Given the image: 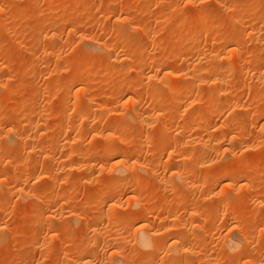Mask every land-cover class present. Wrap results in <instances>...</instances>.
<instances>
[{
  "label": "rangeland",
  "instance_id": "rangeland-1",
  "mask_svg": "<svg viewBox=\"0 0 264 264\" xmlns=\"http://www.w3.org/2000/svg\"><path fill=\"white\" fill-rule=\"evenodd\" d=\"M164 1L129 0L120 8L118 0H8L7 13L0 19V26L9 23L17 36L14 43L9 44L5 30H0L3 32L0 35V84L5 87L0 86V227H6L5 248H0V264H73L74 261L77 264L76 260L83 252L92 255L94 251L96 264H105L108 256L116 258V261L113 259L114 264H122L130 256L135 260L133 264H264V62H259L264 54V31L259 29L264 20V0H230L225 9L217 0H193V8H188V0ZM169 5L178 8L171 7L170 11ZM185 6L194 12L192 25L195 27L171 32L174 25L185 19ZM161 13L163 24L157 25L153 18ZM213 18L216 21L210 23L209 37L194 33L197 25L209 23ZM43 19L48 21L50 29L38 31ZM149 28L150 34L145 37L144 33ZM92 30H95L94 34ZM166 40L168 42L163 45ZM180 40H185L190 47L180 49ZM96 41L102 46L97 48L94 45ZM198 47L202 51L195 53ZM115 49L121 53L118 54L120 57L115 56L116 52L109 57L111 50ZM230 49L239 55L249 54L250 61L226 70V65L233 61L232 58L229 61L230 54H226ZM154 53L158 57L153 64H161L163 68L154 75H147V57L154 56ZM112 58L113 63L122 61L120 64L126 65L125 68L129 69L126 75L117 77L122 69L117 63L112 64L118 67L111 65ZM184 58L188 59L185 64L181 63ZM216 58L224 60L225 66H215L213 60ZM85 63L92 68L84 80L86 84L67 83L65 78L73 72L77 74ZM192 71L197 74H194V79ZM204 71H212L217 78L225 79L223 86L217 89L212 81L210 84L203 79L201 81ZM189 72L191 77L186 78ZM112 74L117 78L106 83ZM164 74H169L167 80ZM188 77L190 80H186ZM188 82L190 89L185 90ZM93 85H97V90L106 88L119 92V96H98L95 90L91 93L94 105L89 109L85 107L88 105L85 99H81L80 104L74 102V96L82 90L81 87L88 89ZM171 85H176L175 89ZM83 92L81 94L85 95ZM88 97L91 95L85 97L89 101ZM134 100L141 102L138 108L133 107ZM17 102L19 104H15ZM191 102L197 103V109ZM198 103H202L199 110ZM191 106L195 107V113ZM37 112L41 115L40 132L46 137L34 139V144L31 138L36 129L32 121L34 119V123L40 124L35 116ZM137 112H142L146 119L140 125L135 119ZM185 115L192 117L191 122L185 120ZM14 118L25 122L12 127ZM101 118L113 127L111 134L114 135L110 137L113 148L121 145L126 149L119 158L124 163L127 161L124 166H127L128 158H137L133 159L137 162L131 165L135 166L131 168L133 171L130 170L132 176L129 171L122 175L126 180L130 177L127 181L131 184L123 187L117 199L105 196L107 190L117 186L106 184L107 167L101 162L106 154L111 156L115 150L105 144L107 133L100 139L88 136L83 146L79 143V137L84 138L92 125L102 130L99 125ZM232 120L239 122L240 128L242 126L241 129L246 130V133L241 130L240 134L242 137L248 135V138L245 140L243 137V141L239 139L238 144H234L236 148L231 150L230 160L228 157L220 161L224 148L219 147L229 143L228 127L230 123L233 125ZM192 124L196 127L217 124L219 127L216 126L215 133L212 130L198 133ZM9 130L13 133L8 134ZM192 133L196 134L190 140ZM13 135H17L19 140ZM7 138L11 140L7 141ZM188 138L192 144L184 145ZM211 139L214 140L211 142ZM216 139L220 141L218 144ZM203 140L209 142L210 152H215L209 155L207 150L209 157H205L207 151L205 155L197 151ZM170 155L173 156L171 159ZM187 156L191 159L188 157L187 160ZM210 156L211 160L215 157V163ZM240 158H246L244 161L250 163L246 167L237 165L242 161ZM15 162L17 168L12 167ZM92 163L95 164L94 169L89 168ZM200 163H204L206 169ZM102 165L106 168L103 169ZM211 165L214 169H210ZM225 167L233 171L229 181L234 179L237 188H224L228 179L220 181L218 178ZM189 168L195 170L194 175L186 173L185 179L172 176ZM250 170L254 172L247 175ZM8 173H12L13 179L4 182V175ZM239 173L243 176L238 185L236 178L240 177ZM186 180L195 184L188 185L191 188L186 187ZM196 184L201 185L197 190ZM180 188L181 193L177 195L175 191ZM194 191L195 200L192 199ZM144 199L147 200L145 210L151 213L134 223L130 217L140 209L137 200ZM95 214H101L102 218L93 220L91 217ZM83 215L90 217L85 220ZM192 215H195L193 222L190 221L182 230L188 239L184 238L178 244L185 250L170 251L173 242H177L174 231L183 219ZM168 216H174L176 220L169 222ZM47 221L51 225H46ZM93 224L99 231L92 236L88 227ZM141 230L154 235L152 240L155 243L150 248L140 245ZM230 235L237 241L236 248L230 249L227 245ZM90 239L101 241L100 244L103 242L106 246L102 245V248L107 249L89 250ZM203 239L209 241L208 246L204 243L202 246ZM119 249L121 254L117 255Z\"/></svg>",
  "mask_w": 264,
  "mask_h": 264
},
{
  "label": "bare ground",
  "instance_id": "bare-ground-1",
  "mask_svg": "<svg viewBox=\"0 0 264 264\" xmlns=\"http://www.w3.org/2000/svg\"><path fill=\"white\" fill-rule=\"evenodd\" d=\"M128 1L129 0H118V5L120 6V8L121 7H124L125 5H126V3H128ZM140 1V0H139ZM167 1V0H166ZM166 1H164V3H167L168 1H170V0H168L167 2ZM217 1H219V3H220V7H221V5H222V7L225 9L226 7H227V5H228V3L230 2V0H217ZM8 0H0V19H2V17H4L5 15H6V6H8ZM193 0H188L187 1V5H188V8H193ZM152 3V2H151ZM7 4V5H6ZM164 5V4H163ZM38 6V5H37ZM170 7H167V8H169V10H170V8L171 9H174V8H178V6H176V7H173V6H171V5H169ZM175 6V5H174ZM149 7V6H148ZM163 7V6H162ZM187 6H185L184 8L185 9H183L184 10V14L186 15V17H185V19L181 22V23H179V25H174L173 27H172V29H171V32H173L174 30H177V29H185V28H189L190 26H194L195 27V25L193 24L192 25V18H193V16H194V12L193 11H191L190 9H188V8H186ZM221 7V8H222ZM164 8H166L165 6H164ZM163 10V9H162ZM213 10V9H212ZM165 11V10H164ZM166 11H168V9L166 10ZM171 11V10H170ZM182 11V10H181ZM215 11H217V10H215ZM223 11V10H222ZM227 11V10H226ZM161 12V11H160ZM178 12H180V11H177L176 13H178ZM207 12V11H206ZM214 12V11H213ZM159 14V13H158ZM256 14V13H255ZM183 15V14H182ZM212 15H210V17H211ZM264 16V15H263ZM163 16H162V13H161V15L160 16H158L157 15V17L156 18H153V19H155V22L154 23H156L157 25H158V23L160 24V25H162L163 24V22H162V20H163ZM195 18V17H194ZM209 18V17H208ZM152 19V20H153ZM217 20H219L218 19V17L216 18ZM216 19H210L211 21L208 23V22H206L205 24H199V25H197V28H196V31L194 32L195 34H199V35H201V34H203L204 35V37H205V35L207 36V34L211 31V25L212 24H210V23H213V21L215 20L216 21ZM194 20V19H193ZM261 20V19H260ZM48 22V21H47ZM46 21H44V19H43V22H40L41 24H40V26H38V31H41V30H43V29H45V28H47V29H50V27H49V25H48V23H47ZM165 22V21H164ZM218 22V21H217ZM232 22V21H231ZM1 23L3 24V22L1 21ZM5 23V22H4ZM194 23H195V20H194ZM223 23V22H222ZM9 23H5V24H3V25H1L0 26V30L1 31H3V29L5 30V35L7 34L8 35V42H9V44H13L14 43V40H15V35L17 36V34L16 33H14V31H11V27H9V25H8ZM207 24V25H206ZM214 24V23H213ZM230 24V23H229ZM236 24V23H235ZM90 25V24H89ZM159 25V26H160ZM258 25V24H257ZM118 26V25H117ZM222 26V25H221ZM3 27V28H2ZM49 27V28H48ZM213 27H215V26H213ZM258 27V26H257ZM2 28V29H1ZM53 28V27H52ZM92 28H93V26H92ZM259 29L261 30V31H264V20L259 24ZM46 30V29H45ZM149 30H151L150 28L149 29H147L146 31H145V33H144V36L145 35H149L150 33H149ZM173 30V31H172ZM0 31V32H1ZM74 31V30H73ZM93 31H95V30H92L91 32H93ZM98 32V31H97ZM72 33V31L70 32V34ZM90 33V32H89ZM211 33V32H210ZM1 34H3V32H1L0 33V35ZM93 34H94V32H93ZM19 35V34H18ZM82 35V34H81ZM209 35V34H208ZM211 35V34H210ZM253 35V34H252ZM89 36H91V33H90V35ZM80 37V36H79ZM84 37H86V36H84ZM146 37V36H145ZM207 37H209V36H207ZM89 38V37H88ZM51 39V38H50ZM90 39V38H89ZM88 39V40H89ZM130 40V39H129ZM209 40V39H208ZM210 40H212L211 38H210ZM209 40V41H210ZM213 41V40H212ZM126 42V41H125ZM168 42V40H166V41H163V45H165L166 43ZM213 43V42H212ZM97 48H99V47H101L102 46V43H100V42H98V41H96L95 42V44H94ZM178 46H180V49H185V48H189L190 46H188V44H187V42H185V40H180L179 42H178ZM122 47V46H121ZM161 47H162V44H161ZM202 47V46H201ZM192 48V47H191ZM193 49V48H192ZM116 50V51H115ZM115 50H111V56H109V54H108V56L109 57H112V52H116L115 53V56H116V54L118 55H120L121 53H118L117 51H118V49H115ZM120 51V50H119ZM153 51V50H152ZM195 53H199L200 51H202L201 50V48L200 47H198V48H196L195 50ZM227 51V50H226ZM108 52V51H107ZM149 52V51H148ZM55 53V52H54ZM156 53V52H155ZM155 53H154V56H151V57H147L148 58V61H147V64L149 63V67L146 69V74L147 75H154V74H156L157 72H159V70H160V68L162 67L161 66V64L160 65H154L155 63L153 62L158 56L157 55H155ZM228 53L230 54V55H228ZM239 52H237L236 50H231L230 49V51H227L226 52V54L228 55V57L230 58L229 59V61L231 60V58L233 59V61L232 62H229V65L227 64L226 66L227 67H225V69L226 70H228V69H231V68H235V66H237L238 67V65H240L241 66V64H244V63H248L249 61H250V56H249V54H245V55H242V54H238ZM118 55V56H119ZM149 55H152V54H149ZM214 55V54H213ZM117 56V57H118ZM212 56V55H211ZM210 56V57H211ZM116 57V60L118 59ZM120 57V56H119ZM214 56H212V58H213ZM225 58V57H224ZM227 58V57H226ZM109 60H110V58H108ZM160 59V58H159ZM228 59V58H227ZM114 61V59L112 58L111 59V61ZM115 60V61H116ZM161 60V59H160ZM182 60V59H181ZM213 60V59H212ZM113 61L111 62V65L113 66V64L114 63H117L119 66H120V68L122 69V72H121V74H120V76H117V77H122V76H124V75H126L125 73H126V71L127 70H129L128 68L126 69L125 67H126V65L124 64V67H123V65L122 64H120L121 62H114L113 63ZM118 61V60H117ZM161 61H163V60H161ZM188 61V59H186V58H184L182 61H181V63H183V64H185L186 62ZM214 61V65L215 66H219V68H220V66H223L224 65V60L222 61L221 59H214L213 60ZM110 62V61H109ZM259 62H264V54L260 57V59H259ZM113 63V64H112ZM154 63V64H153ZM117 64L116 65H114L113 67H118L117 66ZM159 64V63H158ZM163 64V63H162ZM166 64V63H165ZM165 64H163V65H165ZM110 65V66H111ZM225 66V65H224ZM223 66V67H224ZM243 66V65H242ZM129 67V66H128ZM111 68V67H110ZM130 68H132V67H130ZM163 68V67H162ZM222 68V67H221ZM108 69V68H107ZM113 69V68H112ZM115 69V68H114ZM118 69V68H117ZM116 69V70H117ZM80 71L77 73V74H74L75 72H73V74H70V76H67L66 78H65V81L67 82V83H70V84H73V85H83V84H86V81L84 82V80L87 78V76L90 74V72L92 71V68H91V65H88L87 63H85V65L83 66V67H81V69H79ZM257 70V69H256ZM54 71V70H53ZM108 71H110V70H108ZM121 71V70H120ZM186 71V70H185ZM67 72V71H66ZM113 72V71H112ZM166 72V71H165ZM168 72V71H167ZM171 72V71H170ZM195 72V71H194ZM172 73V72H171ZM204 74L202 75V74H200L199 75V77H197V79L198 78H200V76H201V81H202V79L204 80V82L206 81V83L208 82L209 84H210V82L212 83V85L215 87V88H217V89H219L221 86H223V84L225 83V79H223V78H220V77H216V75L214 74V72H212V71H204L203 72ZM9 74V73H8ZM116 74V73H115ZM170 74V73H169ZM169 74H164V77L166 76V80H167V78H168V75ZM173 74V73H172ZM172 74H170V76L172 75ZM174 74H175V72H174ZM187 75H186V78H187V76H190L191 75V73L189 72V73H186ZM190 74V75H189ZM192 74H193V71H192ZM195 74V73H194ZM194 74L192 75V78L194 79ZM68 75V74H67ZM184 75V74H183ZM197 74H195V76H196ZM169 76V77H170ZM1 77V76H0ZM63 77H65V75L63 76ZM117 77H114V74H112V75H109L108 77H107V79L105 80V82L106 83H109L112 79H114V78H117ZM184 77V76H183ZM182 77V78H183ZM191 77V76H190ZM190 77H188V79H186V80H190L189 78ZM106 78V77H105ZM181 77L179 78V79H182ZM192 78H191V81H192ZM196 78V77H195ZM184 79V78H183ZM101 80V79H100ZM170 80V79H169ZM168 80V81H169ZM172 80V79H171ZM165 81V80H164ZM173 81V80H172ZM84 82V83H83ZM178 82V81H177ZM192 82H194V80L192 81ZM2 83V82H1ZM96 83V82H95ZM100 83V82H99ZM168 82H166L165 84H167ZM175 83H176V81H175ZM89 84V83H88ZM94 84V83H93ZM171 84V83H170ZM183 84H185V83H183ZM2 85H4V84H2ZM1 84H0V86H2ZM168 85V84H167ZM86 86V85H85ZM88 86V85H87ZM90 86V85H89ZM97 85H93V86H91L90 88H88V89H86V88H83V87H81V89L82 90H80V89H78V90H80L79 91V93H77L75 96H74V102H77L78 104H80V103H82L81 101V99H85V102L88 104L87 106L83 103V105H85V107L86 108H88V107H92L94 104H92L93 102H94V100L92 99V94H93V92L96 90V91H98V93L99 94H97L98 96L99 95H112V96H114V97H118L119 96V92H116V91H109L108 89H103V90H97V87H96ZM169 86V85H168ZM172 86V88L173 87H176V85H171ZM190 83L188 82V83H186L185 84V90H189L190 89ZM209 86V85H208ZM157 87V86H156ZM1 88V87H0ZM2 88H5V87H3L2 86ZM110 88V87H109ZM165 88V87H164ZM171 88V87H170ZM169 88V89H170ZM178 88V87H177ZM86 89V90H85ZM102 89V88H101ZM136 89V88H135ZM173 89H175V88H173ZM210 89H211V86H210ZM213 89V88H212ZM132 90H134L133 88H132ZM85 93H84V92ZM95 91V92H96ZM2 92V91H1ZM81 92H83L85 95H83V94H81ZM94 92V93H95ZM47 93H48V91H47ZM92 93V94H91ZM155 93V92H154ZM158 93V92H157ZM10 94V93H9ZM156 94V93H155ZM81 95H83V97L81 96ZM88 95H91V97L89 98L88 97V99H89V101L85 98V97H87ZM94 97V96H93ZM212 97H214V96H212ZM217 97V96H216ZM95 98V97H94ZM180 98H181V96H180ZM188 98V97H187ZM154 99V98H153ZM163 100V99H162ZM161 100V101H162ZM210 101H212L213 102V100H211L210 99ZM14 102V101H13ZM194 102V101H193ZM193 102H191V103H193ZM199 102H201V101H199ZM76 103V104H77ZM140 101H138V100H134L133 101V107H135V108H138L139 106H140ZM15 104H19L18 102L17 103H15ZM194 104V103H193ZM199 105H198V110H199V106L202 104V103H198ZM22 105H23V103H22ZM195 105V104H194ZM247 104H245V107L247 108V106H246ZM82 106V105H81ZM197 106V103H196V105H195V107ZM23 108H25L26 106L25 105H23L22 106ZM192 107V106H191ZM190 107V108H191ZM195 107L193 106L192 107V110H193V108L195 109ZM244 106L242 105V109H244L243 108ZM83 108V107H82ZM85 108V109H86ZM189 108V109H190ZM80 109V108H79ZM89 109V108H88ZM188 109V110H189ZM196 109H197V107H196ZM196 109L194 110V113H195V111H196ZM231 109V108H230ZM235 109V108H234ZM1 110V109H0ZM77 110V109H76ZM187 110V111H188ZM191 110V109H190ZM240 110V109H239ZM232 111V110H231ZM184 112V111H183ZM190 111H188V113H189ZM187 113V112H186ZM185 113V114H186ZM187 113V114H188ZM190 113H192L193 114V111H191ZM228 113V112H227ZM36 114H38V115H36ZM35 114V116H37V121H40V124H39V122H38V124H36L37 122H36V120H35V122L36 123H34V119H33V124H35L34 125V129H36L35 131V133H33L32 132V135L33 134H35V135H33L34 137H32L31 139V141H32V143H33V141H34V144H35V140L34 139H37V138H39L40 137V139H41V137H43L44 139H45V135L44 134H41V115H40V113H36ZM43 114V113H42ZM120 115V114H119ZM123 115V114H122ZM162 115H164V114H162ZM161 115V116H162ZM183 115V114H182ZM235 115V114H234ZM34 116V117H35ZM160 116V115H159ZM187 115H185V120L187 121V120H189L190 122H191V119H192V117L190 118V117H186ZM148 117V116H147ZM238 118V117H237ZM102 119V118H101ZM135 119H136V121L138 122V124L140 125V124H142L144 121H146V119H145V117H144V114L142 113V112H137V114H135ZM83 120V119H82ZM195 120V119H194ZM218 120H219V118H218ZM231 120V119H230ZM22 121H23V123L25 122L23 119H19V118H14L12 121H11V123L13 124L12 125V127L14 126V125H18V123H22ZM26 121H27V119H26ZM43 121V120H42ZM84 121V120H83ZM103 121H105V120H103L102 119V121L101 120H99V125H100V127H102V130L101 131H99V130H97L93 125H92V127L90 126V123H89V126L91 127V128H89V129H87L86 127V129H87V131H86V129H85V135H83V137L84 138H82V137H79L80 138V144H81V146H83L82 145V143L83 144H86L87 142L86 141H88L87 140V138H88V136H90V135H92V139L93 138H98V139H100V138H102L103 136H104V134H106L107 133V135H106V146H107V148H110V149H115L114 151H113V153H112V155L110 156V155H108V154H106L104 157V159L103 158H101V159H103V161L101 160V162L103 163H106V167H107V173H106V175H107V178H106V184H108V185H112V184H116L117 186H116V188L115 189H113V190H107L106 192H105V196H107V197H113V199H115V197H116V199H117V196L118 195H120V193H122L121 191L123 190V187H127V185H129V184H131V183H128V181L127 180H130L129 178L130 177H127V180H126V178H124L122 175L127 171H129L128 173H130L131 174V176H132V173L133 172H131L130 170H132L131 168H134V167H131V165H134L137 161H133V159L135 158V156L133 157H131V159H129L128 158V164H127V166H124V164H126L127 163V161L124 163L121 159H119L120 158V156L121 155H123L125 152H126V149L123 147V146H119V148H118V146H117V148L115 147V145L116 144H114V147L115 148H113V141H111L110 140V137H111V135H114V134H111L112 132H114L113 131V127H112V125H110L109 123H107L106 121L105 122H103ZM225 121H226V119H225ZM232 121H234V120H232ZM29 122V121H28ZM142 122V123H141ZM193 122V121H192ZM195 122V121H194ZM193 122V123H194ZM219 122V121H218ZM221 122H222V120H221ZM220 122V123H221ZM229 122V121H228ZM11 123H10V125H11ZM22 123V124H23ZM87 123V124H88ZM183 123V122H182ZM187 123V122H186ZM196 123V122H195ZM223 123H225L224 121H223ZM223 123H221V124H223ZM238 123V124H237ZM32 124V125H33ZM86 124V123H85ZM92 124V123H91ZM188 125L190 124V123H187ZM200 124V123H199ZM217 124H219V123H217ZM215 125V124H213V125H215V126H211V125H209V126H207L206 125V127H196V125H198L197 123H196V125L194 126L193 124V126L192 127H195V129H196V131H198V133L199 132H204V133H206V132H210L211 130V132L213 133H215L216 131H214V130H216V126H218L219 127V125ZM227 124V123H226ZM27 125V124H26ZM32 125H30V127L32 126ZM43 125V124H42ZM78 125V124H77ZM82 125V124H81ZM223 125H225V124H223ZM222 125V126H223ZM232 124L230 123L229 124V127L231 126ZM142 126V125H141ZM187 126V125H186ZM202 126V125H201ZM227 126V125H226ZM2 127V126H1ZM83 127V126H82ZM191 127V126H190ZM189 127V128H190ZM228 127V126H227ZM228 127V129H230V132H229V135H228V140H229V143L226 145V146H222V147H219V148H224L222 151H223V153L221 152V154H222V157L221 156H219V158H220V161H221V159H223V160H225V159H227L230 155H231V153L233 154V151L231 152V150L232 149H234V148H236V147H234V144H238V140L239 139H242L243 137H244V139L248 136H244L243 135V137H242V134H240V131L242 130L241 128H242V126H241V128H240V124H239V122L237 121H234L233 122V125L231 126V128H229ZM31 128H33V126L31 127ZM13 129V128H12ZM192 129V128H191ZM190 129V130H191ZM183 130V129H182ZM217 130H218V128H217ZM227 130V129H226ZM1 131V130H0ZM34 131V130H33ZM41 131V132H40ZM246 130H242V132H244V133H246L245 132ZM12 134L13 133V131L12 130H9L8 131V134ZM116 133V132H115ZM203 133V134H204ZM4 134V133H3ZM30 134V133H29ZM194 134H196V133H194ZM193 133L191 134V135H189L190 136V140H191V136L192 135H194ZM32 135H30V137L32 136ZM7 136H10L11 137V135H7ZM14 136V135H13ZM12 136V137H13ZM45 136V137H44ZM82 136V135H81ZM188 136V137H189ZM195 136V135H194ZM194 136H192V138L194 137ZM15 137V139L16 140H19V138L17 137V135H15L14 136ZM20 137V136H19ZM28 137V136H27ZM225 137V136H224ZM24 138V137H23ZM26 138V137H25ZM82 138V139H81ZM105 138H103V139H105ZM209 138H211V137H209ZM223 138V137H222ZM226 138V137H225ZM248 138V137H247ZM246 138V139H247ZM250 138V137H249ZM8 139L9 138H7V141H8ZM76 139H78V138H76ZM123 139L125 140V137H123ZM208 139V138H207ZM245 139V140H246ZM9 140H11V139H9ZM14 140V139H13ZM28 139L26 138V141H27ZM42 140V139H41ZM79 140V139H78ZM95 140V139H94ZM189 140V138H188V141H187V143H185L184 145H186V144H192V142ZM193 140V139H192ZM214 140V139H213ZM212 139H211V142L213 141ZM219 140H220V138H219ZM218 140V142H220ZM204 141V140H203ZM207 141V140H206ZM208 141H209V139H208ZM207 141V142H208ZM241 141V140H240ZM239 141V142H240ZM242 141H243V139H242ZM28 143H29V140L27 141ZM37 142H39L38 140H37ZM215 142H217V139H216V141ZM218 142H217V144H218ZM24 143V142H23ZM126 143V140H125V142L123 143V144H125ZM209 143V142H208ZM208 143H206L205 141L202 143V145H201V143H200V146H198V147H200V148H197V151H198V153L200 152V153H204V152H206L207 150H209V152H210V146H209V144ZM8 144V143H7ZM34 144H33V146H34ZM212 143H210V145H211ZM214 144H216V143H214ZM12 145V144H11ZM127 145V144H126ZM32 146V145H31ZM187 147V146H186ZM188 147H190V145L188 146ZM234 147V148H233ZM27 148V147H26ZM29 148V147H28ZM34 148V147H33ZM128 148V147H127ZM193 148H194V146H193ZM210 148V149H209ZM213 148V147H212ZM231 148V149H230ZM249 148V147H248ZM8 149V148H7ZM129 149V148H128ZM191 150H192V148H190ZM31 150V149H30ZM29 150V151H30ZM33 150V149H32ZM138 150V149H137ZM196 150V149H195ZM220 150V149H219ZM235 150V149H234ZM248 150V149H247ZM250 150V149H249ZM213 152H214V150H212ZM211 151V152H212ZM25 152H28V150L26 151V149H25ZM138 152H139V150H138ZM211 152H210V154L209 155H211ZM245 152H247V151H245ZM249 152V151H248ZM29 153H33L32 151H30ZM38 153V151H36V154ZM194 153V152H193ZM199 153V154H200ZM215 153V152H214ZM213 153V154H214ZM238 153V152H237ZM23 154H24V152H23ZM26 154V153H25ZM35 154V153H34ZM33 154V155H34ZM195 154V153H194ZM197 154V153H196ZM235 154V153H234ZM27 155H28V153H27ZM32 155V154H31ZM30 155V156H31ZM192 156L191 157H193V159H194V156H193V154H191ZM204 155H205V153H204ZM209 155H208V151L206 152V155H205V157L207 156V157H209ZM216 154H214V156H215ZM259 155V154H258ZM82 156V155H81ZM232 156V155H231ZM259 156H261V155H259ZM259 156H257V159H258V157ZM171 157H173L172 155H170V159H171ZM188 157H190V156H187V158ZM191 157H190V159H191ZM213 157V156H212ZM82 158V157H81ZM186 158V159H187ZM213 158H215V157H213ZM213 158H212V160H211V156H210V160L211 161H213V163H215L214 162V160H213ZM218 158V159H219ZM234 158V157H233ZM119 159V160H118ZM135 159H137V158H135ZM185 159V158H184ZM207 158H204V160H206ZM231 158L229 157V160H230ZM187 160H189V158L187 159ZM208 160V159H207ZM206 160V161H207ZM233 161H234V159H232ZM236 160H238V159H236ZM240 160H242V161H240ZM240 160H238V161H240L237 165H240V166H245V165H247L248 163H250V162H246V161H244V160H246V158H240ZM248 160V159H247ZM133 161V162H132ZM172 161V160H171ZM170 161V162H171ZM194 161V160H193ZM192 161V162H193ZM227 161V160H226ZM135 162V163H134ZM190 162H191V160H190ZM191 162V163H192ZM16 163V162H15ZM103 163V164H104ZM108 163H109V165H108ZM197 163H199V162H197ZM209 163V162H208ZM235 163H237V162H235ZM9 164V163H8ZM11 164V163H10ZM139 164V163H138ZM192 164H196L195 162L194 163H192ZM200 164H204V163H200ZM200 164H199V166H200ZM210 164V163H209ZM217 164V163H216ZM219 164V163H218ZM233 164V163H232ZM15 165V164H14ZM20 165V164H19ZM89 165V164H88ZM94 165L95 164H93L92 163V165L89 167V168H92V169H94L95 167H94ZM105 165V164H104ZM201 165V166H202ZM206 165L208 166V164H207V162H206ZM206 165L204 164V169H206ZM236 165V164H235ZM11 166V165H10ZM99 166V165H98ZM193 166V165H192ZM191 166V167H192ZM198 166V165H197ZM196 166V167H197ZM215 166H217V165H215ZM12 167H14V168H17V163H16V165L15 166H12ZM102 167H103V165H102ZM105 167V166H104ZM104 167H103V169H104ZM105 167V168H106ZM138 167V166H137ZM203 167H201V169L203 168ZM210 167V166H209ZM239 167V166H238ZM246 167V166H245ZM73 168V167H72ZM100 168H101V166H100ZM193 168H194V166H193ZM192 168V169H193ZM198 168V167H197ZM214 169V165H213V167H212V165H211V168L210 169ZM88 169V168H87ZM91 169V170H92ZM98 169V168H97ZM185 169V168H184ZM196 169V168H195ZM209 169V168H208ZM221 169V168H220ZM90 170V171H91ZM99 170H101V169H99ZM200 169H198V171H199ZM234 170V169H233ZM71 171V170H70ZM93 171V170H92ZM91 171V172H92ZM133 171V170H132ZM136 171V170H135ZM195 171V170H194ZM194 171H192L190 168L189 169H187L185 172H183V173H173L172 174V176L175 178H177V177H179L180 179H185V174L187 173V174H192V175H194L193 174V172ZM72 172V171H71ZM93 172H95V171H93ZM100 172V171H99ZM126 172V173H127ZM201 172V171H200ZM222 172V174L220 173V175L218 176V178L220 177V181H227V179H228V181H229V177L231 176L232 177V175L234 174L233 173V171H231V170H228L226 167L221 171ZM235 172V171H234ZM254 172V170H250L248 173H246L247 175H252V173ZM98 173V172H97ZM102 173V172H101ZM9 174V173H8ZM198 174H199V172H198ZM201 174V173H200ZM239 174H241V173H239ZM93 175H94V173H93ZM93 175H92V177H93ZM102 175V174H101ZM4 176H6V178L3 180L4 182H9L11 179H13V175H12V173L11 174H9V175H4ZM27 176V175H26ZM95 176V175H94ZM97 176H99L98 174H97ZM242 174L240 175V177L239 178H236L237 179V182L239 181L240 182V180H242ZM246 176V175H245ZM196 177H197V174H196ZM230 177V178H231ZM246 177H248V176H246ZM26 178V177H25ZM90 178V177H89ZM173 178V179H174ZM192 178H193V176H192ZM23 179V178H22ZM65 179V178H64ZM95 179H97L96 177H95ZM190 179V178H189ZM197 179V178H196ZM195 179V180H196ZM68 180V179H67ZM193 179H191V181H192ZM194 180V181H195ZM214 180V179H213ZM216 180H219V179H216ZM2 181V180H1ZM66 181V180H65ZM187 181V180H186ZM197 181V180H196ZM198 181H199V179H198ZM201 181V180H200ZM199 181V182H200ZM215 181V180H214ZM213 181V182H214ZM23 182V181H22ZM131 182V181H130ZM185 182V181H184ZM189 182H190V180H189ZM229 182H231V183H233V185L231 184V183H229ZM229 182H227L228 184H226L225 186H224V188H227V187H232V186H235V182L236 181H234V179H233V182L232 181H229ZM239 182H238V185H239ZM162 182H160V184H161ZM164 183L166 184V180H164L163 181V185H164ZM191 183H193V182H190V183H188V181H187V183H186V187H190V186H188V185H190ZM197 183V182H196ZM3 184V183H2ZM5 184V183H4ZM133 184V183H132ZM193 184H195V182L193 183ZM201 184V183H200ZM137 185V184H136ZM140 184H139V182H138V185L137 186H139ZM162 185V184H161ZM162 185V186H163ZM133 186V185H132ZM160 186V185H159ZM196 187H195V190H197L198 189V186H201V185H195ZM237 186V185H236ZM234 187V188H237V187ZM140 187V186H139ZM138 187V188H139ZM164 188H165V185L163 186ZM15 188H16V186H15ZM134 188H135V186H134ZM133 188V189H134ZM191 188V187H190ZM189 188V189H190ZM233 188V187H232ZM17 189V188H16ZM15 189V190H16ZM181 189L182 188H180L179 190H177V191H175V193L177 194H179V193H181ZM201 189V188H200ZM199 189V190H200ZM231 189V188H230ZM192 190H194V189H192ZM191 190V191H192ZM14 191V190H13ZM133 191V190H132ZM223 191V190H222ZM249 191V189L247 190V192ZM20 192V191H19ZM195 192V191H194ZM194 192H192V199L193 200H195L193 197V195L195 194V196H196V192L194 193ZM215 193H216V191H214ZM226 192V191H225ZM228 192V191H227ZM26 192H24V194H25ZM28 193H29V191H28ZM28 193H26V195L28 194ZM212 193V192H211ZM215 193H214V195H215ZM23 194V195H24ZM30 194V193H29ZM177 194V195H178ZM217 194V193H216ZM219 194V193H218ZM217 194V195H218ZM198 195V194H197ZM28 196V195H27ZM220 196H221V198H224V194L223 193H220ZM247 196V195H246ZM217 197V196H216ZM226 197V196H225ZM229 197V196H228ZM227 197V198H228ZM225 199V198H224ZM247 199V198H246ZM249 199V198H248ZM229 200V199H228ZM116 201V200H115ZM205 201V200H204ZM226 201H227V199H226ZM223 202V199H222V201H221V203ZM224 202H225V200H224ZM224 202H223V204H224ZM146 203H147V200H142V201H140V200H137V206H139L140 207V209L137 211L136 210V212H134L133 213V215L130 217L131 218V220L135 223H137V222H139V221H141L144 217H147L151 212H148L147 210H145V208H146ZM113 206V205H112ZM136 206V207H137ZM114 207H115V205H114ZM113 207V208H114ZM112 208V209H113ZM220 208H222V207H220ZM226 208V207H225ZM223 210V209H222ZM220 211V210H219ZM114 213V212H113ZM120 214V213H119ZM90 215H92V214H90ZM104 215V214H103ZM114 215H116V211H115V213H114ZM83 217H85V220H87V218L88 217H90L89 215L87 216V218H86V215H83ZM104 217H105V215H104ZM128 217V216H127ZM127 217H125V220H127L126 218ZM93 220H100V218H102V215L101 214H99V215H96L95 214V216H92L91 217ZM123 218V217H122ZM175 217L174 216H168V220H169V222L170 221H175L176 220V218L174 219ZM195 218V215H192V217L191 218H189V219H183L181 222H180V225H179V228L177 229V231H174V234H173V236H174V238L176 239V241L177 242H173V244L170 246L171 248H170V251L171 250H173L174 249V251H175V249H176V251L178 250V252H183L184 250H185V247L184 246H179L178 244H179V241H181V240H183L184 238L185 239H188V237L186 238L185 236L186 235H184L183 233L184 232H182V230L183 229H185V228H187V226L189 225V223H190V221H192L193 219ZM77 219V218H76ZM81 219H83L84 220V218H81ZM49 220H50V218H49ZM84 220V221H85ZM129 220V219H128ZM226 220V219H225ZM50 222H51V220H50ZM193 222V221H192ZM49 223V221H47L46 222V225ZM44 224V223H43ZM50 224V223H49ZM45 225V226H46ZM51 225V224H50ZM99 225V224H98ZM43 226V225H42ZM52 226H54V225H52ZM51 228V227H50ZM4 229H6V227L5 228H3V227H0V248L3 246L4 247V243H6L5 242V238H6V234H5V230ZM88 229H89V231H90V233L92 234V236H93V234L95 235V234H97L98 233V231H99V228H98V226L96 225V224H93V225H91V227L89 228L88 227ZM47 231H48V229H47ZM53 231V230H52ZM58 231V230H57ZM89 231H88V233H89ZM173 231V230H172ZM49 232V231H48ZM8 234V233H7ZM90 234V235H91ZM188 235V234H187ZM195 235V234H194ZM192 237L193 235H189V237ZM231 236V235H230ZM228 237L229 239H228V242H227V245H230V249H232V248H236V243H237V241L231 236V237ZM50 237H52V236H50ZM190 237V238H191ZM194 237V236H193ZM154 238V235L151 233V232H148V231H144V230H141V232L139 233V238H138V240H139V243H140V245L142 246V247H144V248H150L152 245H154V244H152V243H155V242H153L154 240H152ZM184 239V240H185ZM204 239H207V237L206 238H204ZM203 239V241H205ZM209 239V238H208ZM45 241V240H44ZM157 241V240H156ZM9 242V241H8ZM101 242V241H100ZM100 242L99 241H97V240H94V239H90L89 240V242H88V245H87V248L89 249V250H91V251H94V249H96V251H97V248H98V250H99V248H102L103 246L102 245H104V246H106L105 244H100ZM105 242V241H104ZM202 242V241H201ZM10 243V242H9ZM64 243V242H63ZM203 243H204V245L206 246L207 244H209V241L208 240H206L205 242H202V246H203ZM60 244V243H59ZM236 245V246H235ZM208 246V245H207ZM2 247V248H3ZM119 247V246H118ZM5 248V247H4ZM105 248V249H104ZM104 248H102L101 250H106L107 248L106 247H104ZM120 248V247H119ZM228 248V247H227ZM117 249V248H116ZM102 252V251H101ZM104 252V251H103ZM118 252H120V249H119V251L117 250L116 251V254L118 253ZM177 252V253H178ZM93 254L92 255H90V253H87V252H83V254L79 257L78 256V259L76 260V257L74 256L73 258H75V260H76V263L77 264H96V259L97 258H95V257H97V256H95V251L94 252H92ZM118 254H121V253H118ZM117 254V255H118ZM99 255V254H98ZM100 255H101V253H100ZM42 256H43V253H42ZM45 256V255H44ZM108 256V255H107ZM46 257V256H45ZM72 258V257H71ZM107 259L105 260V264H106V261H107V264H114V261H113V259L115 260L116 258H114L113 256H111V258L108 256V257H106ZM110 258V259H109ZM71 260H73V259H71ZM74 261V260H73ZM116 261V260H115ZM134 258L132 257V256H130V257H128V258H126V261H124L123 263H125V264H133L134 263ZM75 262V261H74ZM74 262H72L73 264H75ZM119 263V262H118ZM122 263V264H123ZM120 264V263H119Z\"/></svg>",
  "mask_w": 264,
  "mask_h": 264
}]
</instances>
